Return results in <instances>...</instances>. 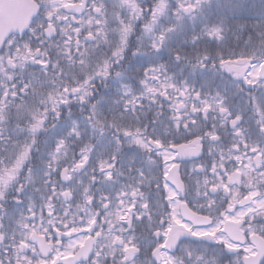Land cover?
Listing matches in <instances>:
<instances>
[{"label":"snow or ice","instance_id":"snow-or-ice-1","mask_svg":"<svg viewBox=\"0 0 264 264\" xmlns=\"http://www.w3.org/2000/svg\"><path fill=\"white\" fill-rule=\"evenodd\" d=\"M0 264H264V0H0Z\"/></svg>","mask_w":264,"mask_h":264},{"label":"trees","instance_id":"trees-1","mask_svg":"<svg viewBox=\"0 0 264 264\" xmlns=\"http://www.w3.org/2000/svg\"><path fill=\"white\" fill-rule=\"evenodd\" d=\"M249 23H255V21H250ZM245 39H247V34L245 35ZM191 167V165H189V168Z\"/></svg>","mask_w":264,"mask_h":264},{"label":"flooded vegetation","instance_id":"flooded-vegetation-1","mask_svg":"<svg viewBox=\"0 0 264 264\" xmlns=\"http://www.w3.org/2000/svg\"><path fill=\"white\" fill-rule=\"evenodd\" d=\"M76 2H78V1H76Z\"/></svg>","mask_w":264,"mask_h":264},{"label":"rangeland","instance_id":"rangeland-1","mask_svg":"<svg viewBox=\"0 0 264 264\" xmlns=\"http://www.w3.org/2000/svg\"><path fill=\"white\" fill-rule=\"evenodd\" d=\"M73 1V0H72Z\"/></svg>","mask_w":264,"mask_h":264}]
</instances>
